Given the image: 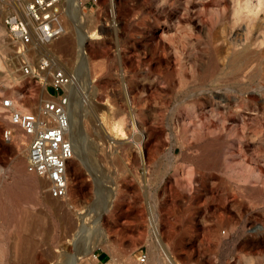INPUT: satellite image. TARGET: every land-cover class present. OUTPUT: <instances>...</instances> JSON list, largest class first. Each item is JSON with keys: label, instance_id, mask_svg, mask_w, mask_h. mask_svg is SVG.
<instances>
[{"label": "rangeland", "instance_id": "rangeland-1", "mask_svg": "<svg viewBox=\"0 0 264 264\" xmlns=\"http://www.w3.org/2000/svg\"><path fill=\"white\" fill-rule=\"evenodd\" d=\"M109 2L80 7L79 27L95 37L88 80L78 36L51 52L89 87L74 123L93 149L90 162L69 161L67 198L23 176L19 127L14 141L0 137V264H264V0ZM9 8L0 0V97L29 109L48 96L19 69ZM30 53L35 63L49 52ZM108 201L97 228L80 227Z\"/></svg>", "mask_w": 264, "mask_h": 264}, {"label": "built area", "instance_id": "built-area-1", "mask_svg": "<svg viewBox=\"0 0 264 264\" xmlns=\"http://www.w3.org/2000/svg\"><path fill=\"white\" fill-rule=\"evenodd\" d=\"M10 8L3 16V24L18 56L21 73L44 81L49 95L32 108L21 107L17 98L6 94L0 97V106L6 113L10 126L2 127L0 137L12 142L13 127L20 128L25 141V166L27 171L41 177L45 190L51 198L64 199L68 192V163L73 157L67 137L69 119L67 105L69 96L66 85L77 83L76 73L65 69L55 53L40 55L35 63L30 61L31 50L37 51L63 32L59 14L60 0H4ZM97 0H84L95 3ZM109 4H114L110 0ZM52 86L55 91L49 92ZM146 254H138L144 262Z\"/></svg>", "mask_w": 264, "mask_h": 264}, {"label": "bare ground", "instance_id": "bare-ground-1", "mask_svg": "<svg viewBox=\"0 0 264 264\" xmlns=\"http://www.w3.org/2000/svg\"><path fill=\"white\" fill-rule=\"evenodd\" d=\"M3 2L7 4L6 1L3 0ZM81 4H83L82 0H60L59 1V4H58L59 8L61 5H65L67 8L66 10H68V12L70 13L72 23H73L71 35H68V33L65 31L66 28L63 27L64 30H63L62 34L58 38L52 40L50 43H46V44L41 45L38 49V52L41 53L42 50L52 52L53 49L54 50L65 49L68 46V44L72 40H74L72 38H75L76 36H78V40L76 41V43H77V46H76L77 47V50H76V71L77 70L80 71L82 73L83 79L88 80L89 79V69H88L89 65H88V59H87V56L85 54L84 47H85V44L88 41V39L95 38V37L90 35L88 32L84 31V29L83 30L80 29V27H79L80 25L82 26L81 19H80ZM59 13L61 15L60 10H59ZM5 31H6V29H5ZM6 33H7V31H6ZM55 40H56V42H55ZM49 47H50V49H49ZM32 51H35V50H32ZM75 73H77V72H75ZM82 80H80L77 77V83L75 85H66L65 86V89H66L68 96H69L68 105H67V114H68V119H69V130H68L67 137L71 143V148H72V152H73L72 158H78L79 160H82L83 162L88 163V162H90L89 160L91 157L89 158V156H91L92 149H93L92 147L88 146L91 141L88 142L89 144L87 145V141H89V140H86L84 138V136L80 135L82 133H80V134L78 133L77 128H75L76 125L74 123V121H75L74 119L79 121L77 118V115L80 114L82 116L85 113L87 107L89 106V104H88L89 103V99H88L89 98V96H88L89 87H88L87 83L86 82L84 83ZM42 84H43V91H44V81L42 82ZM47 96L49 98V95H47ZM88 111H91V110H88ZM95 125H96V129H98L99 128L98 123ZM15 127L16 126L13 127L14 131H13L12 138H15L14 137V135L16 134L15 133ZM21 133H22V131H21ZM95 133H97V135H98V133H100V131L96 130ZM21 135L22 136L20 137V140H22V141H20V148L19 149L21 150L20 153L25 160L26 136H24L23 133ZM97 140H98V136H97ZM91 167H92V164H91ZM92 168H94V166ZM21 170H22L23 176L27 179L28 183L32 184V187H34L35 191H38L42 188V181H41L42 178L41 177H39L38 175H36L34 173L27 171L26 166H25V170L23 168H21ZM100 171H98V172H100ZM93 175H94V173H93ZM97 180L100 181V177H98ZM67 194H68V192H67ZM101 195H102V193L99 194V196H101ZM107 197H108V195H107ZM109 198H111V197H109ZM102 200L100 199L99 202H101ZM44 203H46V205H48L49 208L54 207V203H52L48 200H45ZM101 203L99 205H101ZM97 204L92 205V207H90L89 209H87L85 211V214H82V216L80 218L86 219V221L82 224V226H80L81 228L83 227V229H84V226L86 224H89L92 227H96V228L98 227V223H99L101 214L103 213V211H105L109 208V201L107 202V206H105L103 208L100 206H97ZM79 213H84V212H79ZM83 229H79V230H83ZM98 243H100V240L97 241L94 239V241H91V243L89 245H87L88 247L87 246L84 247L83 256L89 255L88 259H92L93 258L92 250ZM89 246H90V248H89ZM71 264H77V260L73 259Z\"/></svg>", "mask_w": 264, "mask_h": 264}]
</instances>
